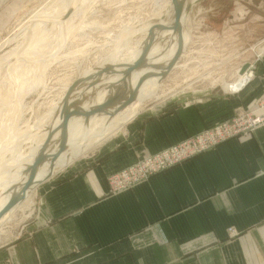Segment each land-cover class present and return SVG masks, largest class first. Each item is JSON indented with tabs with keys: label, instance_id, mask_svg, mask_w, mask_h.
Segmentation results:
<instances>
[{
	"label": "crops",
	"instance_id": "1",
	"mask_svg": "<svg viewBox=\"0 0 264 264\" xmlns=\"http://www.w3.org/2000/svg\"><path fill=\"white\" fill-rule=\"evenodd\" d=\"M253 73L251 86L260 91L264 56ZM203 108L144 109L109 150L76 160L43 181L24 234L0 245V264H264V126L133 189L110 192L107 178L125 162L219 120L216 110L205 114ZM229 228L236 238H229Z\"/></svg>",
	"mask_w": 264,
	"mask_h": 264
},
{
	"label": "rangeland",
	"instance_id": "2",
	"mask_svg": "<svg viewBox=\"0 0 264 264\" xmlns=\"http://www.w3.org/2000/svg\"><path fill=\"white\" fill-rule=\"evenodd\" d=\"M59 1L64 2V0H0V19H3V21L0 20V59L10 52L16 51L17 55L13 56L11 63H17L16 60L19 59H26L25 63H21L23 68L33 67L34 69L32 73L25 70V73L28 74L26 79L31 85L35 82L30 90L20 96L17 93L16 81L10 78L11 74L13 75L15 72V70L13 72L10 70L14 69L10 68L13 67L12 64H0V87L3 91L0 90V96L2 95V99L0 98V110H2L0 111V149L2 148L0 156L3 155L2 157L6 162L13 157L19 159L22 155H25L22 163L30 162L36 154L31 157L28 154L38 148L39 143H41L39 142L41 136H44L46 130L51 129L54 125L58 129L54 130L56 133H51L53 139L57 133L61 135L64 123L72 117L69 118L68 116L67 120L62 119L68 113L65 104L75 89V85L79 83L80 79L85 80L87 73L96 76V72L99 70L96 69L104 68L106 61L110 60L112 55L116 56L115 54L118 53L119 58H127L130 55L128 53L132 54V52L140 49L141 43L147 40L146 37L149 39L148 33L146 34L140 29L146 24L156 22L159 13L164 11L162 9L169 2V0H88L87 4L83 5V0H75L77 4L74 8L77 12L68 14L65 22L66 30L63 29L64 32L68 31L69 25L74 32H71V36L66 35V32L64 37L60 39L61 28L56 25L57 19L52 17L32 19V15L39 13V11L40 13L51 10H56L59 13L66 12L65 5L67 6V4ZM190 4H192V8L187 18L190 40L186 27L181 35L184 41L181 43L187 47L186 52L175 63L172 71L160 75L159 78L162 83L158 94L161 97L146 101L141 111L157 104H176L177 107L199 104L204 107L203 109H206L205 114L213 113L216 110L219 113V120L211 125H206L196 134L158 150L154 154L137 158L131 163L125 162L123 168L112 172L107 178L112 194H121L133 189L151 177L197 157L219 144L241 136H248L256 129L264 126L259 125L255 129L249 130L248 127L251 124H237L235 122L241 117L246 120L248 116L253 114L251 110L264 102V88L259 91V85L251 86L255 80L253 73L255 62L264 56V0H198L196 3L190 0ZM44 8L46 11H42ZM72 9L68 8L67 11ZM172 18L170 17V20ZM35 22L43 24L40 30H47L48 39L41 50H31L30 59L24 58L21 53L27 50L31 43L34 34L31 27L33 23L36 24ZM52 23L53 28H51ZM51 30L54 32H50ZM19 32L22 36L19 35ZM127 32L136 33L124 40L122 36L128 34ZM161 34L159 33V35ZM12 36V41L8 42L7 39ZM32 52H39V54L35 55ZM246 64L251 65L247 69L252 71L250 82L247 81L249 83L238 90L226 88L237 82L241 76L240 72ZM121 76L119 78H122ZM129 80V78H123L116 85ZM114 82V79L111 80L109 85H114ZM111 89L108 87L98 90L104 93L105 90H108L106 94L109 95L113 93ZM5 95L10 96V99H7ZM95 95L92 98L84 99V101H91ZM19 100L21 103L16 106ZM71 103L73 102L70 101L69 104ZM116 104L118 107H114V109L123 116L128 112L130 105H133L128 101H120ZM231 104L239 105L232 107L231 110ZM61 105L66 108L64 117L57 119L59 111L56 112L55 110ZM78 107L77 109H79ZM79 110L83 113L87 112V108ZM61 119L62 121H60ZM78 119L80 120V117ZM222 125L229 126L231 131L236 128L234 136L185 159L180 157L179 161L158 172L147 170V175L139 173L137 176L140 177L141 181L135 180L134 177L129 182L123 180L121 182L123 188L120 190H118L119 186L114 188L111 185V178L114 174H122L124 171L130 172L133 167L142 165V161L147 160V158L154 159L163 156L165 152L179 147L183 142L193 139L197 141L202 134L204 135ZM72 131L71 119L69 136ZM40 133L42 134L40 135ZM120 134H116L93 147L84 156L76 160L96 158L109 150L113 143L121 137ZM53 139L47 148H43V150L39 148L38 151L45 152V149H52L51 147L55 146L56 143V139L54 141ZM45 140L42 142L44 146ZM12 150H16V153L14 154ZM16 169L17 167L13 170ZM32 203L29 204L31 205L29 208L20 209L17 206L13 210L14 212L10 213L9 211L8 219L2 227L0 226V245L9 243L24 234L26 225L30 220ZM228 233L229 238H236L238 235L234 228H229Z\"/></svg>",
	"mask_w": 264,
	"mask_h": 264
},
{
	"label": "bare ground",
	"instance_id": "3",
	"mask_svg": "<svg viewBox=\"0 0 264 264\" xmlns=\"http://www.w3.org/2000/svg\"><path fill=\"white\" fill-rule=\"evenodd\" d=\"M87 1L88 0H83V5L87 4L86 3ZM175 1L176 0H169L168 4L164 7V9H162L165 11L167 8L166 12L161 11L159 13L160 15L156 22L148 24V25L146 24V26L144 27L142 26L143 28H141L140 30L142 32H145L146 34L148 33L149 39L148 37H146L147 38V40L145 39L146 41L143 42L142 40L143 43H141L142 47L140 49L136 50L135 52H132V54L128 53L131 56L129 55L127 58H119L118 53L115 54L116 56L112 55L110 57L111 59L106 61L104 68L96 69V70L99 69L96 72V76L88 75L91 73H87L86 74L87 77L85 80L80 79L79 83L75 85L76 87L73 90L70 98L68 99L69 101L68 100L66 101L65 106H67L66 108L68 109V113L65 115V117H64V110L66 109L65 106L61 105L60 107L56 108L55 111L56 112L59 111V116L57 117V119L64 117L62 119L65 120L68 116L69 118L70 116H72L67 122L64 123L62 127V129L65 126L67 127V141L65 142L64 146L61 145L62 135H59V133H57V135H55L53 139V141L56 139V143L54 144L55 146L51 147L52 149L50 148L45 149L46 150L45 152L38 151L39 148L40 150H43V148H47L49 146V141L45 140V138H47L51 133H53L55 129H58V127L54 125L51 129L46 130V132L43 134L44 136H41L40 141H39L41 143H39L38 148H35L34 152H30L28 154V156L30 157L36 154L30 162L22 163V159L25 155H22L19 159H15L13 157V159L8 160L7 162L4 160V157H2L3 155L0 156V212L7 207L10 208L6 212V214H4L2 217L7 215L9 211L10 213L14 212L13 210L17 206H19L20 209L24 207L29 208L31 206L29 204L32 203V198H33V195L35 194V190H37L36 188L43 181L49 179L51 176H53L60 170H63L64 168L68 167L76 159L84 156L93 147L98 146L104 141L110 139L112 136L116 135L124 126H126V124H128L131 120H133L141 112L142 107L146 101L152 100V99H158L159 97H161L158 94L159 87L162 83V81H160V78H159L160 75L166 72L169 73L170 71H172L175 63L178 62L180 57L186 52V49H187V47H185L184 45H182V43H180L183 41V38L177 37L176 32L172 34V32L169 31L168 27H166L172 24L173 11L176 5ZM181 1L182 0H177V4H180ZM61 3L67 4V6L65 5L66 12L62 11L64 14L59 13L56 10L46 11L44 8L42 9V11L44 10L46 12L40 13L39 11V13L37 12L32 15V19L44 18V17H52V18L57 19L56 25H58L61 28L60 39L64 37V33L67 32L66 35L71 36V32L72 33L74 32L69 27V25H68V31L64 32L63 29L65 28L66 30L65 22L68 17V14L77 12L74 8L75 4H77L75 0H70V1L64 0V2H61ZM50 5L52 6V4ZM68 8H73V9L71 11H67ZM79 12H82V11H79ZM170 17L172 18V20H170ZM187 18L188 16L184 18L183 29L185 30V27L187 28L188 34H189V40H190V30L188 29L189 21H187ZM157 22L159 23L157 24ZM35 23L36 24L33 23V26L31 27L32 28L31 30L34 31L32 38L30 37L31 43L28 49L25 51H22L21 53V56L24 58H29L30 56H32L31 54L32 49H36V51L41 50L44 46V43L48 39L47 35L49 33L47 34L46 32L47 30L45 29L40 30V27L43 24L37 23V22ZM160 25L161 26L164 25V26L160 29L159 27ZM51 28H53V23L51 25ZM183 29H182V33H183ZM50 32L53 33L54 31L51 30ZM136 32H127L128 34L123 35L122 38L126 40L128 37H132V35ZM159 33H162V34L159 35ZM16 35L14 36L16 37ZM19 35L22 36L21 33ZM12 39H13V36L8 38L7 41L10 42V40L12 41ZM164 40H165V43H164ZM126 43L128 42L126 41ZM129 43H131V41H129ZM146 45H149V46L151 45L150 49L145 56H142L141 54L143 52V48L146 47ZM32 53L35 55L39 54V52H32ZM16 55H17L16 51L10 52L7 56L5 55L3 58L0 59V64L7 63L8 65H10L11 61H13L12 60L13 56H16ZM16 61L18 62L11 63L13 67H10V68H14V69L13 70L10 69V70L12 72L15 70V72L13 73V75L11 74L10 78L11 79L13 78V80L16 81L17 90H18L17 93H19V95L21 96V94L30 90L32 86H34L35 84V82L34 83L31 82L33 83L32 85L29 84L30 82L28 83V79H26L28 78L27 77L28 74L25 73V70L28 71L29 73L30 72L32 73L34 69L33 67L23 68L21 63H25L26 59L24 60L19 59ZM134 63L135 65H138V67L130 71L131 75H128V73L124 75L121 73L115 74L118 71L125 72L126 66L130 64H134ZM170 64L172 66V69L168 71V67L170 66ZM15 65H17V67H15ZM120 75H122L121 76L122 78H119ZM240 75H241L240 78L237 80L235 84H233L232 86H227L226 88H229L231 90H235V89L238 90L243 85L245 86L246 83L248 84L250 82L249 80L252 77L251 76L252 71L246 70L244 73H240ZM123 78L124 79L129 78L130 80L128 82H124V83H120L119 85H116ZM113 79L115 80L114 85H109V83ZM107 86L109 88H112L111 91L113 93L107 95L106 91L108 90H105V93L102 91H99V90L108 88ZM0 90H1V87H0ZM95 93H98V95H95ZM134 93L135 95L133 97ZM115 94L119 96V99H117L114 104L120 101H128L133 104V105H130V108L127 110L128 112L123 116L122 114H119L116 112V110L114 109V107L116 106H112L108 108L107 112L100 113V111L104 107L108 106V104H111L112 99L115 96ZM93 95L95 96L91 101L89 102L84 101V99L92 98ZM1 96L0 98L2 99ZM5 96L7 99H10V96H7V95ZM70 101H72L73 103L69 104ZM20 103L21 102L19 100L16 106H19ZM77 107L79 109L87 108V112L83 113L81 116L80 115L78 116L77 112L79 111V109H77ZM79 117H80V120L78 119ZM62 119L60 121H62ZM71 119H72L73 131L71 135L69 136V124H70ZM41 134L42 133H40V135ZM44 140L46 142L45 147H44V144L42 143L44 142ZM60 146H63V147L60 148ZM189 148L191 150L194 149L192 147H189ZM0 150H2V148ZM15 151H13L14 154L16 153ZM32 165H33V169L31 173L30 185L25 193V196L23 197V200L18 201L22 188L25 185V183L28 181L29 168ZM16 167L17 169L13 170ZM17 201L18 203H16ZM1 219L2 218H0V221Z\"/></svg>",
	"mask_w": 264,
	"mask_h": 264
},
{
	"label": "built area",
	"instance_id": "4",
	"mask_svg": "<svg viewBox=\"0 0 264 264\" xmlns=\"http://www.w3.org/2000/svg\"><path fill=\"white\" fill-rule=\"evenodd\" d=\"M260 104H261L260 106H258L257 108H253L251 110V113L253 114L250 117L248 116L246 120H244V118L241 117L235 122L237 124L238 123H247L249 125L251 124L248 127L249 130H253L259 125H264V102ZM235 129L231 131L229 126L222 125V126L217 127L215 130L207 132L204 135L202 134V136L198 137L197 141L193 139V140H188V141L183 142V144L180 145L179 147L169 152H165L163 156L161 155L160 157H157V158L155 157L154 159L147 158V160L142 161V165L133 167V169L130 172L124 171L122 174L121 173L114 174V176H112L111 178V185H113L114 188L119 186L118 190H120L123 188L121 186V182L123 180L126 182H129L134 177L135 180L141 181L140 177H138L137 174L139 173L146 174L147 170H151L153 172H158L160 170H163L167 168L168 166L176 163V161H179L181 159L180 157H182V159H185L196 153H200L204 151L205 149L221 141L228 139L231 136H234ZM189 147H192L194 149L191 150Z\"/></svg>",
	"mask_w": 264,
	"mask_h": 264
},
{
	"label": "water",
	"instance_id": "5",
	"mask_svg": "<svg viewBox=\"0 0 264 264\" xmlns=\"http://www.w3.org/2000/svg\"><path fill=\"white\" fill-rule=\"evenodd\" d=\"M198 0H193L194 3H196ZM179 2V1H178ZM176 5L174 7V11H173V21H172V24L169 25V26H166L168 27L169 31L173 33H177V35H179L178 37L179 38H182V29H183V21H184V18L188 16L189 14V11L191 10L192 8V4H190V0H182L180 4H177V0L175 1ZM164 25H160V29L163 27ZM181 43V42H180ZM151 46V45H150ZM150 46L149 45H146V47L143 48V52H142V56H145L149 49H150ZM136 63V62H135ZM134 64H130V65H127L126 66V70L125 72H121V71H118L116 72L115 74H126L128 73V75H131L130 74V71H132L134 68L138 67V65H135ZM249 68V64H246L240 73H244L247 69ZM172 69V66L170 64V66L168 67V71ZM136 93V91H135ZM135 93L133 94V97L135 95ZM119 99V96L117 94H115V96L113 97L112 99V102L111 104H108V106L104 107L100 113H105L107 112L108 108L109 107H112V106H116L118 107V104H114L116 102V100ZM83 114V111L79 110L77 112V115L81 116ZM62 138H61V145L64 146L65 142L67 141V127L65 126L63 129H62ZM53 139V137L49 136V138H47V140L50 142L51 140ZM63 146H60V148H62ZM45 147V146H44ZM32 169H33V165L29 168V178H28V181L25 183V185L23 186L22 188V191H21V194H20V197L18 199V201H22L23 200V197L25 196V193L30 185V180H31V173H32ZM18 201L16 203H18ZM10 208H5L3 209L1 212H0V218H2V216L4 214H6V212L9 210Z\"/></svg>",
	"mask_w": 264,
	"mask_h": 264
}]
</instances>
